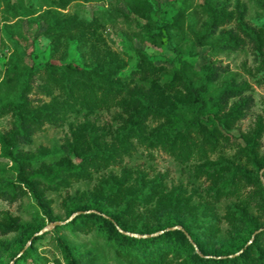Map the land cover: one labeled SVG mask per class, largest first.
Returning a JSON list of instances; mask_svg holds the SVG:
<instances>
[{"label": "trees", "instance_id": "trees-1", "mask_svg": "<svg viewBox=\"0 0 264 264\" xmlns=\"http://www.w3.org/2000/svg\"><path fill=\"white\" fill-rule=\"evenodd\" d=\"M73 1L92 0H50L42 13L50 39L45 65L32 59L24 67L13 64L0 84V116L12 117L0 142L13 162L0 199L14 202L31 193L44 224L56 220L49 192L66 190L62 207L68 215L79 213L52 231L96 233L122 264H264V116L249 130L233 132L252 106L247 83L207 56L199 66L185 60L174 66L141 50L123 75L130 59L107 44L99 17L65 11ZM126 1L132 13L152 18L149 0ZM253 1L264 8V0ZM230 6L231 0H203L201 30L192 28L195 42L209 51H235L246 42L241 32L262 52L263 32L247 22L246 2ZM233 21L235 28L224 27ZM71 43L86 66L66 60ZM103 111L113 113L112 121L91 119ZM72 116L83 120L70 124L61 144L23 148L46 125L62 126ZM139 149L159 150L187 165L194 186L169 185L168 174L151 175L142 167L111 169ZM83 181L94 185L68 190ZM24 231L19 217L0 218L1 235ZM216 243L221 253L207 256L204 249ZM59 246L64 264H103L95 249L83 251L62 235ZM20 251L12 264H37L33 241Z\"/></svg>", "mask_w": 264, "mask_h": 264}, {"label": "rangeland", "instance_id": "rangeland-1", "mask_svg": "<svg viewBox=\"0 0 264 264\" xmlns=\"http://www.w3.org/2000/svg\"><path fill=\"white\" fill-rule=\"evenodd\" d=\"M149 1L153 7L150 20L132 13L126 0L73 1L65 11L76 12L86 20L94 16L101 19L104 26L99 32L107 44L130 59L129 65L122 72L123 75L129 74L130 70L136 66L138 50L143 51L156 63H172L174 66H179L180 61L185 60L199 66L204 56H207L217 64L228 67L227 73L233 74L237 81L247 83L245 93L253 99L247 115L237 123L233 132L239 135L253 127L257 117L264 116V46L262 52L257 51L254 42L240 32L246 41L241 49L209 51L207 46H200L195 42L192 30V28L196 31L201 30L203 0ZM241 1L246 2L248 6L247 22L259 28L264 38V8L258 6L253 0ZM235 2L236 0H231L230 10L234 8ZM7 3L12 8L8 7ZM49 4L50 0H0V84L9 75L8 69L13 64L24 67L32 59L43 67L50 59V39L44 32L47 21L42 14ZM175 19L179 20V24H175ZM224 27L235 28L236 24L233 21ZM151 34L156 35L154 41ZM66 60L74 61L82 67L86 66V59L77 49L76 43H71ZM53 61L57 62L56 59ZM2 88L5 89L7 86ZM32 96L48 99L43 94H32ZM112 116V112L103 111L92 115L91 119L98 124H104L112 121ZM11 120V115L0 116V133L11 127ZM82 120V117L72 116L62 126L46 125L41 131L35 133L34 142L31 145H24L23 148L36 151L39 146L51 147L61 144L70 132V124ZM12 165L13 162L3 156L0 142V167L5 170L4 177L0 176V184L13 178ZM123 165L132 168L142 167L151 175L166 173L169 185L183 184L189 189L194 186L192 171L189 167L178 163L159 150H153L149 154L147 150L139 149L132 157H126L121 165H114L111 169L120 172ZM93 185L94 182L83 181L75 183L68 190L73 192L77 188H92ZM66 192V190L49 192V197L53 199L51 210L56 220L51 222L45 219L44 224L38 217L39 214L42 215V212L31 193L25 194L14 202L0 199V218L5 213H9L19 217L25 226L24 233L0 234V264H12L21 254L20 248L26 247L31 241L34 243L33 257L37 260V264H58L57 259L64 264L60 252L59 235L64 236L71 244L79 246L83 251L95 249L101 254L103 264H122L115 258L113 250L105 239L96 233H74L69 229L52 231L54 227L49 228L51 223L58 221L64 223L71 216L61 204ZM44 228L47 230L41 232ZM117 228L123 232L120 227L117 226ZM124 232L139 236L129 231ZM34 236L39 239L32 240ZM194 246L200 252L195 244ZM220 246V243H216L206 247L204 252L207 256L220 254Z\"/></svg>", "mask_w": 264, "mask_h": 264}, {"label": "water", "instance_id": "water-1", "mask_svg": "<svg viewBox=\"0 0 264 264\" xmlns=\"http://www.w3.org/2000/svg\"><path fill=\"white\" fill-rule=\"evenodd\" d=\"M79 212H76V213H73L71 216H70V218L69 219H71V218H73L76 214H78ZM68 219V220H69ZM67 220V221H68ZM61 223H63V222H60V221H58V222H53V223H51L50 224V226H49V228H52V227H54L56 224H61ZM178 228H181L180 226H177ZM173 228H175V227H173ZM45 230H47V228H44V229H42V231L41 232H44ZM136 235V234H135ZM145 236V235H144ZM188 238L190 239V237L188 236ZM191 240V239H190ZM252 240V239H251ZM250 240V241H251ZM249 241V242H250Z\"/></svg>", "mask_w": 264, "mask_h": 264}]
</instances>
